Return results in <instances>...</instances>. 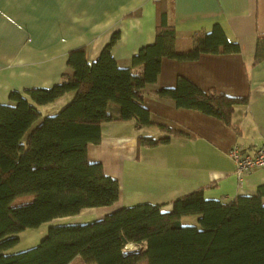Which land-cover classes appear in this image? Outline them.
Here are the masks:
<instances>
[{
    "label": "trees",
    "instance_id": "obj_1",
    "mask_svg": "<svg viewBox=\"0 0 264 264\" xmlns=\"http://www.w3.org/2000/svg\"><path fill=\"white\" fill-rule=\"evenodd\" d=\"M158 13L154 41L141 46L130 65H120L111 53L118 37L114 32L94 61L87 59L84 48L73 49L67 57L69 71L58 83L12 90L8 102L0 103V264H264V183L254 194L226 202L207 199L198 188L168 204L121 206L92 221L50 225L36 245L8 250L27 228L118 200V179L87 157L88 144L101 141L103 123L130 120L136 130L160 131L138 134L140 146L183 135L152 122L143 105L147 90L157 83L162 58L184 61L201 53L239 52L238 43L219 24L195 33L191 46L178 50L165 11ZM254 61H264V34L256 38ZM68 92L72 97L59 111L41 115V105ZM151 92L158 100L232 128L235 107L248 102L246 96L202 89L182 76L174 86ZM189 215L197 216L195 225L182 223ZM128 243L134 247L125 249Z\"/></svg>",
    "mask_w": 264,
    "mask_h": 264
},
{
    "label": "crops",
    "instance_id": "obj_2",
    "mask_svg": "<svg viewBox=\"0 0 264 264\" xmlns=\"http://www.w3.org/2000/svg\"><path fill=\"white\" fill-rule=\"evenodd\" d=\"M161 10L174 29L176 49L189 48L195 33L219 24L226 37L238 43L239 52L201 53L184 61L161 59L157 83L147 90L143 105L152 122L182 136L140 146L138 134L160 131L136 130L130 120L102 124L101 141L88 144L87 157L118 179L120 194L114 204L92 208L93 219L136 203L168 204L198 188L205 198L226 202L254 194L264 183V168L259 167L238 182L230 156L233 148L252 155L264 146V61H254L256 38L264 34V0H0V103L8 102L12 90L58 83L69 71L67 57L73 49L84 48L87 59L94 61L114 32L118 37L111 53L120 65H130L132 55L154 41ZM179 76L202 89L248 97L245 105L235 107V128L154 97L151 90L172 87ZM66 95L59 104L68 102L72 92ZM58 99L41 106H53ZM189 216L182 223L195 225L197 216ZM133 247L128 243L125 249Z\"/></svg>",
    "mask_w": 264,
    "mask_h": 264
},
{
    "label": "rangeland",
    "instance_id": "obj_3",
    "mask_svg": "<svg viewBox=\"0 0 264 264\" xmlns=\"http://www.w3.org/2000/svg\"><path fill=\"white\" fill-rule=\"evenodd\" d=\"M63 96H67L66 94ZM64 98L66 97H60V99H58L56 101V103L52 105H48V106H40V111H41V115H50V114H54L57 111H59V109H61L63 107V105H65L67 102H64V104H59L60 100H64ZM61 105V106H58ZM59 108H56V107ZM92 208L88 209L87 212H84L80 215H78L77 217L71 218V217H63V218H57L54 220H51L50 222H44L42 224H40L38 227L35 228H27L25 230H23L22 232L19 233V239L17 241L16 244H14L11 248H9L8 250H10V253L13 252H17V251H21V250H25L29 247H32L34 245H36L37 243H39V241L41 240V238L46 234L47 229L50 225H55V224H63V223H71V222H88V221H92L93 219V211L91 210ZM190 216H183L181 218V220L183 222H188Z\"/></svg>",
    "mask_w": 264,
    "mask_h": 264
},
{
    "label": "built area",
    "instance_id": "obj_4",
    "mask_svg": "<svg viewBox=\"0 0 264 264\" xmlns=\"http://www.w3.org/2000/svg\"><path fill=\"white\" fill-rule=\"evenodd\" d=\"M233 159L237 181L240 182L243 175L254 168H264V146L259 147L254 154H240L236 148L230 150Z\"/></svg>",
    "mask_w": 264,
    "mask_h": 264
}]
</instances>
